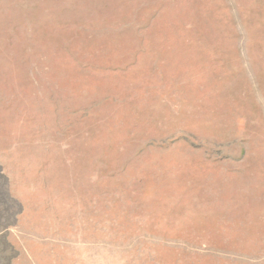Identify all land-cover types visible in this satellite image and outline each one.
<instances>
[{
    "label": "rangeland",
    "instance_id": "obj_1",
    "mask_svg": "<svg viewBox=\"0 0 264 264\" xmlns=\"http://www.w3.org/2000/svg\"><path fill=\"white\" fill-rule=\"evenodd\" d=\"M0 264H264V0H0Z\"/></svg>",
    "mask_w": 264,
    "mask_h": 264
},
{
    "label": "bare ground",
    "instance_id": "obj_2",
    "mask_svg": "<svg viewBox=\"0 0 264 264\" xmlns=\"http://www.w3.org/2000/svg\"><path fill=\"white\" fill-rule=\"evenodd\" d=\"M7 241V240H6Z\"/></svg>",
    "mask_w": 264,
    "mask_h": 264
}]
</instances>
